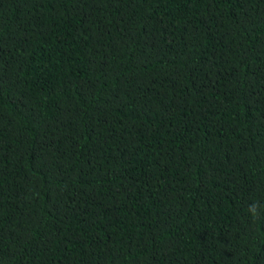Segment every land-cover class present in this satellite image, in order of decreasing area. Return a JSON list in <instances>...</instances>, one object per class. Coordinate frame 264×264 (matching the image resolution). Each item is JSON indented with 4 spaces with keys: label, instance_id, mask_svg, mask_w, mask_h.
<instances>
[{
    "label": "trees",
    "instance_id": "obj_1",
    "mask_svg": "<svg viewBox=\"0 0 264 264\" xmlns=\"http://www.w3.org/2000/svg\"><path fill=\"white\" fill-rule=\"evenodd\" d=\"M264 0H0V264H264Z\"/></svg>",
    "mask_w": 264,
    "mask_h": 264
},
{
    "label": "clouds",
    "instance_id": "obj_2",
    "mask_svg": "<svg viewBox=\"0 0 264 264\" xmlns=\"http://www.w3.org/2000/svg\"><path fill=\"white\" fill-rule=\"evenodd\" d=\"M247 214L253 220L260 218L262 215H264V205L253 202L248 206Z\"/></svg>",
    "mask_w": 264,
    "mask_h": 264
}]
</instances>
